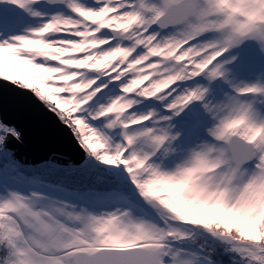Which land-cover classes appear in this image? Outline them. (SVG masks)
Here are the masks:
<instances>
[{"label": "snow or ice", "instance_id": "obj_1", "mask_svg": "<svg viewBox=\"0 0 264 264\" xmlns=\"http://www.w3.org/2000/svg\"><path fill=\"white\" fill-rule=\"evenodd\" d=\"M249 47L264 55V0H0V80L70 130L68 169L108 185L28 176L0 113V264H264Z\"/></svg>", "mask_w": 264, "mask_h": 264}, {"label": "water", "instance_id": "obj_2", "mask_svg": "<svg viewBox=\"0 0 264 264\" xmlns=\"http://www.w3.org/2000/svg\"><path fill=\"white\" fill-rule=\"evenodd\" d=\"M0 113L18 125L21 142L10 139L8 147L24 163L52 159L60 163H80L85 153L70 130L48 111L30 91L0 80Z\"/></svg>", "mask_w": 264, "mask_h": 264}, {"label": "built area", "instance_id": "obj_3", "mask_svg": "<svg viewBox=\"0 0 264 264\" xmlns=\"http://www.w3.org/2000/svg\"><path fill=\"white\" fill-rule=\"evenodd\" d=\"M11 150L14 152L13 149ZM16 159L18 158L16 157ZM18 160L20 161V159ZM47 161H51L53 164L60 165L62 167L58 169L50 167H38ZM20 162L23 163L22 161ZM80 163L73 164L72 162H69V164L66 163V165H64L65 163L63 164L50 158L37 163H24L23 165L31 166L25 169V172L28 176H36L46 182L61 184L68 189L84 191L88 188H95L96 190L103 191L108 187V185L104 183L97 182L96 174L89 175L82 172L78 168L75 170L67 168L68 165H79Z\"/></svg>", "mask_w": 264, "mask_h": 264}, {"label": "rangeland", "instance_id": "obj_4", "mask_svg": "<svg viewBox=\"0 0 264 264\" xmlns=\"http://www.w3.org/2000/svg\"><path fill=\"white\" fill-rule=\"evenodd\" d=\"M241 56L246 62L251 61L252 66L254 67V70L256 71H258L259 68L262 65H264V55L260 54L259 52L254 51L251 47L244 49L241 52ZM30 82H35V81L30 80ZM20 187L22 188L23 191H28L29 188L36 187V185L24 184V185H21ZM69 190L77 191L73 189H69ZM78 191H81V190H78Z\"/></svg>", "mask_w": 264, "mask_h": 264}, {"label": "bare ground", "instance_id": "obj_5", "mask_svg": "<svg viewBox=\"0 0 264 264\" xmlns=\"http://www.w3.org/2000/svg\"><path fill=\"white\" fill-rule=\"evenodd\" d=\"M69 162H71V161H69ZM69 162H68V164H69ZM73 163V162H72ZM64 164V163H63ZM73 164H75V163H73ZM64 165H66V163L64 164Z\"/></svg>", "mask_w": 264, "mask_h": 264}, {"label": "trees", "instance_id": "obj_6", "mask_svg": "<svg viewBox=\"0 0 264 264\" xmlns=\"http://www.w3.org/2000/svg\"><path fill=\"white\" fill-rule=\"evenodd\" d=\"M225 259H227V258L225 257Z\"/></svg>", "mask_w": 264, "mask_h": 264}]
</instances>
